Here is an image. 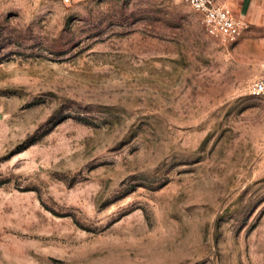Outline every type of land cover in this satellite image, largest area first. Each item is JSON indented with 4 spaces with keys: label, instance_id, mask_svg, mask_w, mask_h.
I'll list each match as a JSON object with an SVG mask.
<instances>
[{
    "label": "rangeland",
    "instance_id": "obj_1",
    "mask_svg": "<svg viewBox=\"0 0 264 264\" xmlns=\"http://www.w3.org/2000/svg\"><path fill=\"white\" fill-rule=\"evenodd\" d=\"M256 7L0 0V264H264Z\"/></svg>",
    "mask_w": 264,
    "mask_h": 264
},
{
    "label": "built area",
    "instance_id": "obj_2",
    "mask_svg": "<svg viewBox=\"0 0 264 264\" xmlns=\"http://www.w3.org/2000/svg\"><path fill=\"white\" fill-rule=\"evenodd\" d=\"M199 14L204 30L224 40H233L239 33L240 21L235 19L229 10L218 0H185ZM249 93L264 100V73L250 84Z\"/></svg>",
    "mask_w": 264,
    "mask_h": 264
},
{
    "label": "crops",
    "instance_id": "obj_3",
    "mask_svg": "<svg viewBox=\"0 0 264 264\" xmlns=\"http://www.w3.org/2000/svg\"><path fill=\"white\" fill-rule=\"evenodd\" d=\"M218 2L225 6L230 14L240 22L250 18L251 13L255 11V9L253 10L255 6L259 9L264 5V0H218Z\"/></svg>",
    "mask_w": 264,
    "mask_h": 264
}]
</instances>
